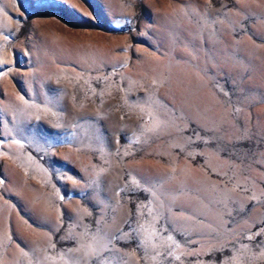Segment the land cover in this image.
Here are the masks:
<instances>
[{
  "label": "rangeland",
  "instance_id": "374dc122",
  "mask_svg": "<svg viewBox=\"0 0 264 264\" xmlns=\"http://www.w3.org/2000/svg\"><path fill=\"white\" fill-rule=\"evenodd\" d=\"M0 264H264V0H0Z\"/></svg>",
  "mask_w": 264,
  "mask_h": 264
},
{
  "label": "bare ground",
  "instance_id": "6f19581e",
  "mask_svg": "<svg viewBox=\"0 0 264 264\" xmlns=\"http://www.w3.org/2000/svg\"><path fill=\"white\" fill-rule=\"evenodd\" d=\"M18 180V179H17ZM18 183L15 185V187L19 188L20 190H24L25 189V186L20 184L19 181H17Z\"/></svg>",
  "mask_w": 264,
  "mask_h": 264
}]
</instances>
